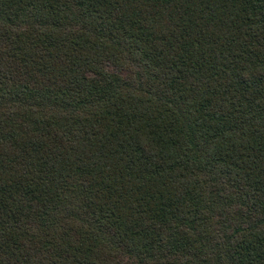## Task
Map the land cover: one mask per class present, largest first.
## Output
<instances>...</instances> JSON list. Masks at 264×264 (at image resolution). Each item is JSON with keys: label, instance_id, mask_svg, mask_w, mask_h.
<instances>
[{"label": "trees", "instance_id": "1", "mask_svg": "<svg viewBox=\"0 0 264 264\" xmlns=\"http://www.w3.org/2000/svg\"><path fill=\"white\" fill-rule=\"evenodd\" d=\"M0 264H264V0H0Z\"/></svg>", "mask_w": 264, "mask_h": 264}]
</instances>
